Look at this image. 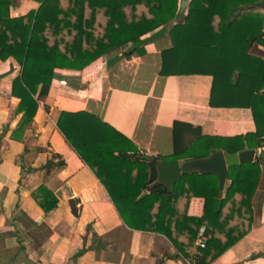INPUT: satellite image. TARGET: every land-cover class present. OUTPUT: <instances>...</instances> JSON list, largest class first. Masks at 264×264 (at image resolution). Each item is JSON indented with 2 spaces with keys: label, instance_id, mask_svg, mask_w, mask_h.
<instances>
[{
  "label": "trees",
  "instance_id": "16d2710c",
  "mask_svg": "<svg viewBox=\"0 0 264 264\" xmlns=\"http://www.w3.org/2000/svg\"><path fill=\"white\" fill-rule=\"evenodd\" d=\"M33 1L39 3L37 10L11 17L10 1L0 0V60L13 58L21 66L11 89L20 101L21 125L32 121L58 70L81 71L128 44L143 55L141 38L171 25V48L161 52L159 74L211 77L210 106L249 108L256 130L245 136H207L174 122L173 153L157 159L174 164L205 159L212 150L264 149V60L250 54L254 45L264 49V5L259 7L264 0H188L183 7L180 0ZM56 128L105 187L122 222L165 236L182 259L211 264L249 232L263 161L229 168L223 195L214 174L199 172L183 173L168 191L152 188L155 164L142 160L145 155L134 143L96 116L61 112ZM31 197L44 213L58 203L45 185ZM193 197L204 199L199 218L187 215ZM201 226L208 230V241L192 254Z\"/></svg>",
  "mask_w": 264,
  "mask_h": 264
},
{
  "label": "crops",
  "instance_id": "0c3cea01",
  "mask_svg": "<svg viewBox=\"0 0 264 264\" xmlns=\"http://www.w3.org/2000/svg\"><path fill=\"white\" fill-rule=\"evenodd\" d=\"M9 1L11 17L39 7L33 0ZM170 27L141 38L143 55L128 44L81 71L58 70L28 125H21L20 101L11 93L21 66L0 60V264H182L165 236L122 222L105 187L56 128L61 112H87L157 158L173 153L174 122L207 136L255 133L249 108L210 106L211 77L159 74L161 52L171 48ZM250 54L264 60L262 47L254 45ZM42 185L60 193L48 213L31 197ZM251 204L249 232L211 264H264V164ZM203 209L204 199L193 197L187 215L199 218Z\"/></svg>",
  "mask_w": 264,
  "mask_h": 264
},
{
  "label": "water",
  "instance_id": "95a60500",
  "mask_svg": "<svg viewBox=\"0 0 264 264\" xmlns=\"http://www.w3.org/2000/svg\"><path fill=\"white\" fill-rule=\"evenodd\" d=\"M188 0H183L182 7L186 5ZM264 3L260 4L259 7L263 6ZM240 11L236 12L238 15ZM256 150H250L247 146L243 151L237 154L223 153L222 150H212L210 155L201 160H192L185 165H180L178 163L174 164H164L155 156H143L142 160L151 162L155 164L157 171V179L152 185V188L158 186H164L171 190L174 183L180 179L183 173L188 172H199V173H212L214 174L220 184V189L223 188L224 182L227 176V170L233 166H237L241 163H250L255 158L264 162V149L260 150L256 155ZM132 158V155H127ZM56 196L60 198V193H56ZM70 211L76 216L77 211L74 207V203L70 202Z\"/></svg>",
  "mask_w": 264,
  "mask_h": 264
},
{
  "label": "built area",
  "instance_id": "2783aa9c",
  "mask_svg": "<svg viewBox=\"0 0 264 264\" xmlns=\"http://www.w3.org/2000/svg\"><path fill=\"white\" fill-rule=\"evenodd\" d=\"M208 241V230L206 227L201 226L198 231L194 242V254H197L199 250L204 249L206 247V243ZM182 264H192L188 260H182Z\"/></svg>",
  "mask_w": 264,
  "mask_h": 264
},
{
  "label": "rangeland",
  "instance_id": "374dc122",
  "mask_svg": "<svg viewBox=\"0 0 264 264\" xmlns=\"http://www.w3.org/2000/svg\"><path fill=\"white\" fill-rule=\"evenodd\" d=\"M183 3V0H180V5ZM181 18V16L179 17H177V20H179Z\"/></svg>",
  "mask_w": 264,
  "mask_h": 264
}]
</instances>
